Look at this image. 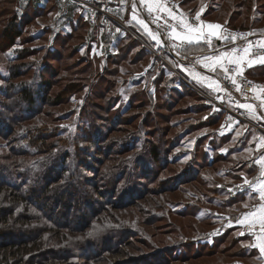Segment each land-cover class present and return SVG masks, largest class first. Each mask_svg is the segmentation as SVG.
Wrapping results in <instances>:
<instances>
[{"label": "rangeland", "instance_id": "rangeland-1", "mask_svg": "<svg viewBox=\"0 0 264 264\" xmlns=\"http://www.w3.org/2000/svg\"><path fill=\"white\" fill-rule=\"evenodd\" d=\"M176 1L179 2V0ZM201 1L210 7L212 0ZM240 1L242 0L222 1L224 9L220 11L221 16L214 17L216 20L218 19L215 22L225 23ZM189 7L195 6L190 5ZM258 7L259 5L250 7L247 4V7L244 6L243 14L250 15L251 21L258 19L256 21H259L260 25L257 27L264 28V9L258 12ZM55 16L41 17L25 28V37L33 36L36 39L34 46L36 50H44L37 53V57L30 58L27 61L29 63L27 67L36 61L35 68L37 70L40 66L39 63L47 53L45 49H50L49 44L51 41L53 42L54 37L50 40L48 36L50 33H45L44 27L51 25ZM8 17H0V31L6 24L5 18ZM58 17L56 16L55 19ZM112 20L115 24L107 22V27H105L107 30L104 28L101 30L99 35L101 40L98 41V44H94L92 49V55L99 60L101 70H106L107 78L102 82L100 80L99 88L105 91L110 86V93L113 91L107 96L105 102L104 98L93 96L89 99L93 105L84 109L89 89L81 91L80 95L63 93L67 85L79 80V77L86 78L84 77L85 73L82 72L83 63L78 60L81 56L86 55V49L80 50V56H77L73 47L75 41L64 46L62 43H57V47L61 50L58 57L53 58L51 62L47 61L52 68L49 67L45 77L53 80L54 86L49 91L50 94L45 97L44 104L42 107L35 105L31 109L24 106V116H27L29 111H36L30 116L32 119L25 121L16 119L18 113H10L11 119H16L14 121L16 126L13 124L11 127L12 130L17 127L16 132L8 133L5 128L0 129V181L4 179L3 182L6 180L11 182L10 177L12 178V173H14L17 176L21 175L22 179L18 180L16 176H13V186L25 184L32 187L26 194H24V189L20 194L14 189H8L6 184L0 183V218L9 220V224H0V248L3 245L8 247L9 245L27 243L21 245L23 248L22 257L10 256L11 264H151L154 255L164 249L163 247H166L167 244L174 245L175 242L192 238L205 241L204 235L211 231H214V235L220 229V227H216L219 225L211 222H198L190 214L187 216L176 214V211L184 210L182 207L190 203L198 204L200 201L199 206H203L202 204L207 202L206 197H201L202 190L211 191L210 185L203 187L200 182L184 184L175 188L179 176L189 174L188 171L193 170L190 167H194L192 163H194L195 152L198 149L195 145L196 139L180 138V135L183 136L181 134L183 128L190 126L194 120L199 121L201 117L199 114L188 112L187 107L195 102L194 98L191 96V98L181 99L182 101L180 100L172 108L173 111L169 112L162 100L159 102L157 100L155 104L159 103L161 106L155 109V106H151L147 100L145 92L142 93L143 90H141L146 89L153 92V87H150L151 75L148 78L145 77L142 86L136 88V84L129 85V81H125L128 76L123 68L120 71V67L106 64V56L115 55L118 52L115 47L116 36L111 33L116 34V31L122 28L118 24L121 23L120 20L119 22ZM234 24L240 25V19ZM107 33L115 39V43L109 47L102 39L108 35ZM2 41L3 39H0V43ZM23 47L24 44H20L15 48L23 51ZM162 59L167 61L165 57ZM8 60L9 56L0 54V103L3 101L4 107L12 106L13 99L5 100L2 95L3 91H8L7 94L15 92L18 96V86L39 91L38 86L42 83L37 77L34 79V70L27 72L23 78L10 81V74L1 68L6 67L5 69L11 72L10 69L13 66L22 62L17 61L9 64ZM125 65L127 70L132 73L147 66V64H141L136 68L135 65L129 66L128 63ZM155 65L154 70L151 69V73L157 74L159 69L157 64ZM172 66L170 67L173 68L174 66ZM145 69L147 70L148 67ZM168 69L170 72L169 67ZM111 70H115L118 75L119 72L122 74L111 81L108 78L110 75L108 72ZM173 73L171 72L169 75H173ZM83 80L87 81V84L92 82L88 78ZM21 81L26 84L21 83L13 88L15 86L12 84L13 82L20 83ZM257 81L264 84V81ZM118 83L120 84L118 85ZM136 89H140V96H135L136 93H139L136 92ZM49 97V104H47L46 100ZM59 98L61 100H58ZM118 101L120 103L115 106L117 108L111 109L110 112L109 107H113ZM132 104V109L124 116L125 119L133 117L128 120L133 119L131 124L129 122H125V125L123 123V125L114 124L115 116L116 121L120 119V114L115 113L118 107L123 111L125 107H131ZM153 109H155L154 112H152ZM1 110L6 116L9 114L8 109ZM149 112H151L152 118L157 117L156 120H153L157 122L156 124L152 121L143 122V119L150 115ZM15 114L17 117H14ZM93 118L95 121L92 120ZM182 118L185 119L183 126L174 128L173 123ZM8 121L6 123L11 126L12 122ZM87 123H92L93 135L95 133L94 136L89 137L88 142L82 138V128L83 125H88ZM45 128L49 130V133L59 137L60 141L49 145L50 149L42 150L45 156L39 161V157L36 155L37 149L33 148L34 143L29 142L30 137L27 136V133L31 131L33 136L36 134L39 137ZM208 128H203V131L215 130V126ZM195 132L198 134V131ZM100 136L103 138L97 142L95 138ZM233 146L234 142L227 145L229 148ZM153 149H157L159 152L157 160L153 156ZM228 149L219 152L229 151ZM98 150H101L104 155L99 156ZM211 155L214 156V153L211 152ZM237 158V160H230L226 163H217L211 168L203 167L201 171L212 181H215L213 177L217 179L219 178L217 175L240 167L241 158ZM65 159L68 163L66 166L63 164ZM199 160L201 161L200 156ZM52 162H56L57 171L65 167L68 172L57 185L51 186V189L56 191L42 193L41 201L38 202L32 192L45 189L41 179L48 178L49 181L55 178L56 174L46 171V168H53ZM122 164L125 165L121 167ZM60 176H62L61 173ZM78 178L82 181L81 184L76 182ZM218 180L220 184L223 181L220 178ZM35 185L36 188H34ZM173 188L176 190H172ZM31 194L32 201L31 198H28ZM24 195L30 199L31 203L22 201ZM79 196L82 198H78ZM59 197L64 199L59 201L57 199ZM91 204H94L93 209L90 207ZM205 208L211 207L207 205ZM250 208L247 210L250 211ZM196 209L198 208L196 207ZM82 213L85 214L83 218ZM203 215H205V211H200L199 216L203 218ZM87 218L89 221L85 222ZM220 221H218L220 226L224 224L226 227L223 219ZM6 235H12L15 239L11 240ZM233 238L234 236H230L228 242L224 246L218 247L212 254L193 248L187 258H182V256L180 260L171 264H255V258H239L240 256L235 254L242 246L240 243L232 244ZM208 242L212 243L210 237ZM225 247L231 248L224 250ZM16 250L12 249V252ZM4 252L0 250V253ZM0 258L5 259V254H2ZM263 262L264 259L260 264Z\"/></svg>", "mask_w": 264, "mask_h": 264}, {"label": "trees", "instance_id": "trees-1", "mask_svg": "<svg viewBox=\"0 0 264 264\" xmlns=\"http://www.w3.org/2000/svg\"><path fill=\"white\" fill-rule=\"evenodd\" d=\"M39 1L40 0H0V17L9 16L8 18H5L6 24L4 25V28L2 29V31H0V39L1 40L3 39L2 43H0V54L2 55L5 54L9 56V60H8L9 64L16 63L17 61L22 62V63H18L17 65L13 66L10 69L11 72L5 69L6 67L4 68L2 67L1 69L10 74V79H9L10 81L12 80L15 81L18 78H23L25 77L27 72H31L32 70H34L33 71L34 79H36L37 77L38 79H40V82H42L38 86L39 91L29 90V88H23L22 86H18L23 82L21 81L20 83L18 82L12 83L13 85H15L13 88L18 86L17 88L18 96H16L15 92L13 94L11 93L7 94L8 91L2 92V95L5 98V100L9 98L13 99V102H12L13 104H11L12 106L10 107L8 106L4 107L2 104L3 101L0 103V129L5 128L6 131L8 130V133L10 132L13 133L17 131L16 129L17 127L14 130L11 129L13 124L16 126V124L14 123L16 119H18V121H21V120L25 121L28 119H32L30 118V116L36 113V111L33 110V111H29L27 116H24L25 114L23 110L24 106H27L30 109L33 108L35 105L42 107V105L44 104L45 97L50 94L49 91L54 86V83H53V80L46 79L45 74L48 73L47 70L49 69V67L52 68V66L47 61L51 62L53 58L58 57V53L59 51H61L57 47V43H62V45L64 46L69 42L71 43L72 41H75L73 44V47H74L75 54L77 56H80V53H79L80 50L83 51L84 48L86 49V52H85L86 55L81 56V58H79L78 60L82 61L83 63L82 72L85 73L84 77L92 80L91 84L89 83L90 84L89 86V84H87V81L83 80L86 78L79 77L80 78L79 80L73 81V83H70L69 85H67L66 90L63 92L64 94L65 92H69L70 95L71 94L80 95L81 91L89 89L88 91L89 93L86 96L85 102H84V109H86L87 106L93 105L89 101L90 97L97 96V98H100V99L104 98V102H105L107 96L113 92L111 91L110 93L109 91L111 90L110 86L105 91L99 88L100 83L103 81V79L105 80L107 78L106 73H105L106 70H101V65H100L99 60L96 59L94 55H92V49H93V45L98 44V41L101 40V37H99L101 30L103 28L107 30L105 28L107 27V22H110L112 25H114L115 22L113 23L112 19L104 18L102 15H98V19L96 20V22L92 23L88 19L87 11L84 8L80 7V9L74 11L70 9L68 5L65 6L61 4L59 2L60 0H47V3L45 4V6L40 5L38 3ZM222 1L224 0H212L210 3V7L208 6V9L206 10L204 14V19L215 21L216 18L214 17L221 16L220 11L221 9H224V6L222 5ZM197 2L198 0H179L178 3H180V7L186 6L187 8V6L189 7L190 5H194L196 7ZM247 4H249L250 7L253 5H257V6L259 5V7L257 8L258 12H260L261 9H264L263 0H242L236 4L234 8L235 11H233V14L227 17V21L223 23L224 27L227 29H240V30L248 29V30H253V31L260 32V33H264V28L257 27L260 25L259 21L258 22L256 21L258 19L251 21L250 15L245 16L243 14L244 6L247 7ZM52 15L53 16L56 15L59 17L58 19H55L56 17L55 16L53 23L51 25L49 24L44 27L45 33H50L48 35L49 39L51 40V38L54 37L53 42L52 41L50 42L51 45L49 44L50 49H45L47 50V53L45 57L42 58V62L39 63L40 66L38 67L37 70L35 68L36 61H34V63L31 66L27 67V64H29L27 63V61L30 58L37 57V53H40V51L42 52L44 50H36V47H34L36 39H34L33 36L25 37L26 36L25 28L32 25L34 22H36L41 17L48 18V16L50 17ZM239 19L241 21V24L236 26L234 22H237ZM63 21H66V22H63ZM216 21H218V19ZM123 23L126 26H128V28L132 30V32L137 34L138 37H140L144 43H142L139 39H137L130 32H127L124 29L120 28V30H122L125 33V36L118 37L114 35L113 33H111L113 36H116L115 38L117 42L115 46H116V49H118V52L115 55L111 54L109 56H106V61H105L106 64H108L109 66L111 64L112 66H115L117 68L120 67V71L123 68L124 72L128 76L127 77L128 79L126 78L125 81L127 82L129 81V85L133 83L136 84L137 85L136 88H139V86H142L145 77L148 78L151 75L152 81H151L150 87H153L154 89L153 92L146 90V89H141V90H143L142 93L145 92L146 96L148 97L147 100H149L151 106H155V109L156 107L161 106V104L159 103L155 104L157 100L158 102L159 100L160 101L162 100L163 105L168 107V112H169L171 110L173 111L172 108H174L181 99L183 100L185 97L191 98V96L192 98H194L195 102L192 104H189V106L187 107L188 112L191 111V113L199 114V116L201 117L199 121L196 122L194 120L190 126L183 128V130L181 131V134H183V136L180 135V133L179 135H180V138L184 137L190 140L191 138L196 139L195 145L197 146L198 149L195 152L194 163H192L194 167H190V169H193V170L188 171L189 174L180 175L179 176L180 178L176 180L175 188H177L178 186L184 185V184H190V183H195V182H198V183L200 182V185L202 184L203 187L205 185L207 187L210 185L211 191L208 192V189H203L201 192V197H206V202L208 204L215 205L219 201L220 194H221V191L217 188L219 185L216 181L206 179L202 175L201 169L203 167L204 168L214 167L217 163H220V162L226 163L230 160H229V157L224 158V157L216 156L215 149L212 150L214 151V156L212 155L210 156V153H207L204 151V146L206 143L204 132L206 131H203V128L206 129L208 127L217 126L219 123L217 122L216 119L215 120L212 119L211 114H210L211 108L212 109L214 108L213 103L210 102L206 97L205 99L204 96L198 94L196 91H192L189 88L184 89V90L180 89L178 90V92H174V90L170 87L173 81L167 79V74L172 72V70L170 69V72H168L169 71L168 66H166V64L163 62V59L157 57L154 53L148 51L147 45H150L152 47L151 43L149 42L147 37L138 29V27L135 26L131 22L129 16L124 17ZM66 27H69V29H66ZM107 34L108 35L105 38L102 37V39L105 40L104 41L105 45L109 47L112 44V42H115V39L109 33ZM225 43H226L225 41H222V44H225ZM20 44H24L23 51H20L17 48H15ZM163 48H164L163 49L164 51L163 50L159 51L158 54L160 55V57H165V59L167 60L166 63L168 62L170 65H172V61H175L174 58L171 56V53L166 46H163ZM126 63H128L129 66L135 65L136 68L138 67V65L147 64L145 68L148 67V69L146 70L145 68H143L141 70L139 68L140 70H136L135 72L132 73L127 70L126 65H125ZM256 63H259V62H256ZM155 64H157V67L159 69L157 74L151 73V69L154 70L156 66ZM38 72H39V75L37 76ZM108 73L110 74L108 78L111 81H114V78L116 76L118 77L119 75L122 74L121 72H119V75L116 74L115 70H111ZM143 73L145 74V77L142 76ZM246 74L256 80L264 81V64L259 63L258 66L257 65L249 66V68L246 70ZM2 78L4 79V77ZM120 83H118V85ZM22 84H26V83H22ZM182 84L183 86H185V83L182 82ZM2 88L4 89V87ZM139 90L140 89H136V92H139V93H136L135 96L137 95L140 96L141 91ZM61 98H59L58 100H61ZM49 99L50 97L47 98L46 100L47 104H49ZM118 103H120V101L114 104L113 107L111 108L109 107V111L113 108H117L115 106H117ZM238 104H242V103H238ZM248 104H252V106H255V108H257V105L255 102L248 103ZM132 106L133 104L131 105V107H125L123 111H121L120 107H118V110L115 111V113L120 114V119L116 121V116H115L114 124L120 125L122 123L124 124L125 122H129L131 124L133 119L131 121H128V120H130L133 117H129L125 119L124 116L129 113V111L132 109ZM1 109H8L9 114L6 116L3 110ZM155 109H153L152 112H154ZM10 113L12 114L18 113V118L11 119L12 115ZM148 114L150 115L145 117L143 119V122L149 123L152 121V122H155L156 124L157 122L153 120H156L157 117L155 116L154 118H152L151 112H149ZM159 114H162V113H159ZM203 116L204 118H202ZM14 117H17V115L15 114ZM165 118H167V116H165ZM7 120L12 122L11 126L6 123ZM92 120L95 121L94 118ZM87 121L90 122L89 120ZM184 121H185L184 118L175 121L173 123V127L178 128V127L183 126ZM87 124L88 125H83V128H82V134H83L82 138L85 139L86 142L89 141L90 136L95 135V133L93 135V132H92L93 131L92 123H87ZM195 131H198V134ZM210 132L211 133L209 137L213 134V131H210ZM192 134L194 135L192 136ZM27 136L30 137L29 142L34 143L33 148L37 149L36 155L37 157H39V161H40V158L43 159V157L45 156L43 151H45L46 149H50L49 145L60 141L59 137H57L55 134L49 133V130L47 128H45V130L42 131V135L39 137H37L36 134L33 136L31 131L27 133ZM102 138L100 136L99 138H95V139H97V142H99ZM93 141H96V140H93ZM54 147L57 148V146H54ZM94 150H97V149H94ZM153 150H154L153 156L157 160L159 158V152L157 149H153ZM97 154L99 156L104 155V153H101V150H98ZM199 156L201 157V161L199 160ZM55 163L54 162L51 163L53 165V168H50V167L48 169L46 168L47 173L53 172L54 174H56L55 178L49 181H48V178L41 179L43 188L45 189H42V191H39V192H37L36 190L32 192V194L34 193V198H37L38 202L41 201L42 193L45 194L48 192H55L56 190L51 189V186L55 184L57 185L59 180H62L63 177H65V174L68 172L66 171L65 167L57 171ZM63 164H65V166L68 164L66 163V159H65V162H63ZM124 165L125 164H122L121 167H123ZM60 173L62 176H60ZM12 175L16 176L18 180L22 179L21 175L17 176L14 173H12ZM13 176L12 178L10 177L11 182H9L8 180L3 182L4 180L3 179L0 181V183L6 184L8 186L7 187L8 189H14L18 191L20 194L21 192H23V189H24V194H26L30 190L31 186L25 185V184H23L22 186H13L12 185ZM76 182L81 184L82 181L78 178V181ZM34 188H36V185L34 186ZM175 188H173L172 190H176ZM32 194L31 196L28 197V198H31V201L33 199ZM81 196H79L78 198H82ZM21 199L22 198L20 197V200ZM57 199H59V201H62L64 198L59 197ZM22 201L31 203L30 199H27L25 195H24V200ZM207 203L202 204L203 206H199L201 202L198 201V204L190 203L189 205H184L186 206V207L184 206L182 207L184 210H180L178 212L176 211V214L180 216H187L190 214L194 216L195 217L194 219H196V221L198 222H201V221H203L204 223L211 222L213 224L219 225V226H216L218 228L220 227L219 231H217L216 234L214 235H213L214 231H211L210 232L211 234L207 233L206 235H204L206 239L205 241L192 238L191 240H182L179 242L174 241L175 242L174 245L172 243H169L167 244V246L165 245L166 247H163L164 249L160 250L157 254L154 255V257L151 259L152 260L151 264H171L172 262L180 260V257L182 256H183L182 258H187L188 254L190 255L193 248H196L197 251L205 250L207 251L206 253L212 254L217 250L218 247L224 246L226 242H228L231 236V231L227 230V228H224V225L220 226L219 222L217 221L218 219L216 220V215H215V213L217 212L216 208L211 207L210 208L211 212L209 216L203 217L201 219L199 218V212L202 211L207 206ZM93 206L94 204L90 205L92 209L94 208ZM196 207L198 209H196ZM83 217H85L84 213H82V218ZM88 221H89L88 218L85 219V222H88ZM0 224L2 225L9 224L8 218H0ZM117 231L119 232L120 230H117ZM112 232H115V231H112ZM6 236L11 240L15 239V237L12 235H6ZM208 236L212 240V243L208 242L209 241ZM241 240L242 239L240 238L234 237L232 244L240 243ZM22 244H27V243H22ZM22 244L20 243V244L11 245V246L9 245L8 247L6 245H3L2 248H0V250L5 251V252L0 253V257L2 256V254H5V259L0 258V264H11L10 256H15V257L21 256L23 252L22 251L23 248L21 246ZM227 248H231V247H225L224 250ZM12 249H17V250L12 252ZM235 254L239 255L240 256L239 258H254L255 257L254 253L249 252L245 250L244 248H240V250L236 252Z\"/></svg>", "mask_w": 264, "mask_h": 264}, {"label": "crops", "instance_id": "crops-1", "mask_svg": "<svg viewBox=\"0 0 264 264\" xmlns=\"http://www.w3.org/2000/svg\"><path fill=\"white\" fill-rule=\"evenodd\" d=\"M59 2L65 6L68 5L70 9L74 11L80 9V6L73 0H60ZM136 2L140 6L147 7L144 3H142V0H136ZM38 3L42 6H45L47 0H40ZM160 3H162V0H160ZM135 5L136 3L130 0L129 3H126L122 6L113 7L111 9L112 19L116 20L117 22H119L120 20L121 23L119 22L118 24L122 27V29L130 32L142 43H144L137 34L132 32V30H130L128 26L123 23L124 17L129 16L131 22L138 27V29L147 37V39L151 43L152 47L150 45H147L148 51L154 53L157 57L162 58L158 53L159 51H162L164 49V44L162 42L159 45L156 44L155 40H153L147 34L144 28L132 19V16L135 14L138 19H142L145 21V23L153 33H156L145 19L141 18L136 14V12L133 11V9L136 8ZM165 9H170L172 13L177 17H180L182 15L187 23H190L194 26L201 23L203 25H220L222 27L217 30V34L222 36L223 29L225 28L224 24L204 19V14L208 9L204 1L199 0L196 3V7L194 8H190L188 6L186 8V6H183L180 7L179 10L174 11L171 8L165 6ZM157 12H163L168 16L167 10L158 11L154 8L153 13ZM197 14H199L200 16L199 21L195 19ZM168 18L171 19L169 16ZM172 21L177 23L178 25V21ZM178 30H180L179 26ZM204 31L208 32L209 29L205 27ZM114 35L118 37H124L125 33L122 30H119L116 31V34ZM221 41L223 40H218L213 37L211 47H209V45L207 44H204L203 42L190 47L180 46L176 48V50L170 51L171 56L175 60L172 61V65L174 67L168 62L166 63L165 60H163V62L172 70V72H174L173 75H169L171 72L167 74V78L173 81L170 87L174 90V92H178V90L180 89L184 90L189 88L192 91H196L198 94L204 96V98L206 97L214 105V108H211L210 110V114L212 119H216L219 123L217 126H215V130L210 137L209 135L211 132H204L206 140L204 151L207 153H214V151L212 150L215 149L217 156L224 158L229 157V160H237V157L241 158V165L239 168L230 170L231 172L229 171L217 175L220 179L223 180L221 184L218 180L219 178L216 179L215 177H213L219 185L217 188L221 191V194L219 201L215 205L208 203L207 205L208 207L217 209L215 215L218 218V221L221 222L220 219H223L224 223H226V227L224 228H227V230L231 231V236L242 239L240 241V245L242 246L241 248L254 253L256 262L254 263L260 264L262 259H264V255L260 253L257 247L253 246L256 243L255 237L250 234L247 225H241L238 221L242 218L243 214L249 211L247 210V208L251 207L250 209H252L253 205L259 203L258 193L255 192L251 187H249L248 184H245L244 181L246 178L253 185H255L258 179H264V177L260 176L261 167L258 163H256L259 157L261 155H264V147H259V140L260 138L264 137V111L258 113V116H253L248 109L240 107V105L248 103L242 102V104H238L235 101H229L223 95L222 90L218 92L212 91L208 87L202 86L201 84L197 83L190 75H188L185 71H182V68L194 69L196 72L219 82V68H217V71L214 73L210 72L202 67L199 63H197V60H202L206 55H219L220 53L227 52V50L219 51L222 48ZM176 42L179 43L178 41ZM114 43L115 42H112V44ZM256 65L258 66L259 63H254L251 66ZM170 66H172L174 69ZM142 76L145 77V74L143 73ZM182 82L185 83L186 87L183 86ZM253 109L255 110L257 108L253 106ZM256 111L255 115L257 113ZM230 142H234V146L232 148L227 147ZM223 149H228L229 151L219 152ZM207 168L211 167H205V169ZM202 175L206 179L212 180L209 178V176L204 175L203 172ZM229 189H231V191H229ZM245 205H248V207H245ZM202 211H205V215H203V217L209 216L211 212L210 208H204ZM220 211H223V213H220ZM199 218L202 217L199 216ZM256 231H258V228L256 229ZM241 232H243L244 234L240 235Z\"/></svg>", "mask_w": 264, "mask_h": 264}, {"label": "snow or ice", "instance_id": "snow-or-ice-1", "mask_svg": "<svg viewBox=\"0 0 264 264\" xmlns=\"http://www.w3.org/2000/svg\"><path fill=\"white\" fill-rule=\"evenodd\" d=\"M142 3L147 6V10L150 15L152 14L154 8L158 11L167 10L168 16L172 20L178 21V26L180 30H178L176 25H168V28L170 29V31L167 33L168 39L179 42L178 44H173V48H177L180 46L190 47L193 45H198L201 42L211 47L213 37L218 40L228 38L217 34V30H219L222 26L216 24L203 25L202 23L194 26L190 23H187L182 15L180 17H177L172 13L170 9H165V5L160 3V0H142ZM133 11L135 12V8L133 9ZM132 19L144 28L147 34L153 40H155L156 44L159 45L161 43L158 34L153 33L144 20L138 19L135 14L132 16ZM155 19L159 20L160 17L156 16ZM195 19L197 21L200 20L199 14L196 15ZM205 27L209 29L208 32L204 31ZM231 39L234 41L236 37L232 36ZM257 44L260 48H264V41H259L257 42ZM252 47L253 45L250 43L249 47L243 50L244 54L241 56L234 55V53H236L238 50L233 49L232 52H224L220 53L219 55H206L203 57L202 60H197V63H199L202 67L213 73L217 71V68H219L224 73V78L230 80V82L236 87V91H240V85L237 82L235 75L230 73L229 68L226 66V64H235L237 66L236 75L243 74V69L240 66L245 62L248 66H251L256 62L264 64V54L257 53L256 55L258 57V60L249 58V50ZM182 71H185L197 83L201 84L202 86L208 87L212 91L218 92L222 90V86L218 81L213 80L210 77H206L196 72L194 69L182 68ZM248 83H251V81H249ZM223 90L226 91V89ZM240 107L248 109L249 112L253 116H255V110L253 109L252 105L242 104L240 105ZM259 147H264V137L260 138ZM256 163H258L261 167L260 176L264 177V155H261L256 161ZM244 183L248 184L249 187H251L255 192L258 193L259 203L253 205L250 211L243 214L242 218L238 222L241 225H247L250 234H252L256 240V243L253 246L257 247L260 253L264 255V179H258L257 183L253 185L250 181L245 178ZM229 191H231V189H229ZM245 207H248V205H245ZM257 228L258 231H256ZM243 234V232L240 233V235Z\"/></svg>", "mask_w": 264, "mask_h": 264}, {"label": "built area", "instance_id": "built-area-1", "mask_svg": "<svg viewBox=\"0 0 264 264\" xmlns=\"http://www.w3.org/2000/svg\"><path fill=\"white\" fill-rule=\"evenodd\" d=\"M79 6L85 8L88 14L89 20L93 23L98 19V15H102L104 18L112 19L111 9L113 7L122 6L128 0H73ZM135 5V12L141 18L145 19L147 23L153 28V30L158 34L161 42L166 46L169 51L176 50L173 48V44H178L176 41L170 40L167 37V33L170 31L168 25H176L168 16L163 12H157L150 15L147 7L140 6L137 4L136 0H132ZM162 3L171 8L174 11L179 10L180 4L176 0H162ZM159 16L160 19L156 20L155 17ZM222 36L228 37L227 39H222L225 44H222V48L219 51L227 50V52H232L233 49L238 51L234 53L236 56H241L244 54L243 50L249 47L251 43L253 47L249 50V57L251 59H257V53L264 54V48H260L257 44L259 41H264V33H260L253 30H240V29H223ZM232 36L236 39L233 41ZM216 45V43H215ZM178 48V47H177ZM229 68L231 74L235 75L237 82L240 85V91H236V87L230 82V80L224 78V73L219 69V83L222 86L223 95L229 101H235L236 103H256L257 113L264 111V84L258 82L256 79L248 76L246 70L249 68L245 62L240 67L243 69L242 75H236L237 66L235 64H226ZM251 81V83H248ZM223 89H226L223 90ZM264 264V262L262 263Z\"/></svg>", "mask_w": 264, "mask_h": 264}]
</instances>
